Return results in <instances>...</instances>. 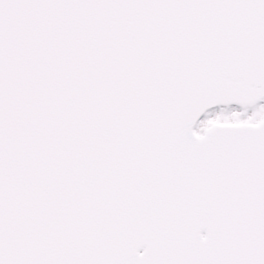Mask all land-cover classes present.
Listing matches in <instances>:
<instances>
[{
	"label": "snow or ice",
	"instance_id": "snow-or-ice-1",
	"mask_svg": "<svg viewBox=\"0 0 264 264\" xmlns=\"http://www.w3.org/2000/svg\"><path fill=\"white\" fill-rule=\"evenodd\" d=\"M0 264H264V0H0Z\"/></svg>",
	"mask_w": 264,
	"mask_h": 264
}]
</instances>
